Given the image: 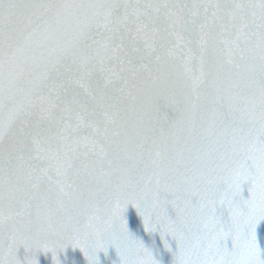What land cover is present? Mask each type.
I'll return each mask as SVG.
<instances>
[{"label": "snow or ice", "instance_id": "snow-or-ice-1", "mask_svg": "<svg viewBox=\"0 0 264 264\" xmlns=\"http://www.w3.org/2000/svg\"><path fill=\"white\" fill-rule=\"evenodd\" d=\"M0 264H264V0H0Z\"/></svg>", "mask_w": 264, "mask_h": 264}]
</instances>
